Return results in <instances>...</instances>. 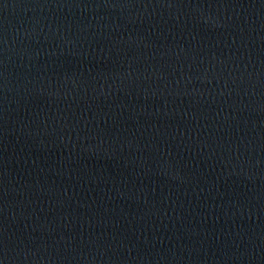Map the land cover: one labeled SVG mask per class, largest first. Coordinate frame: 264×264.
Returning <instances> with one entry per match:
<instances>
[{
	"label": "water",
	"instance_id": "water-1",
	"mask_svg": "<svg viewBox=\"0 0 264 264\" xmlns=\"http://www.w3.org/2000/svg\"><path fill=\"white\" fill-rule=\"evenodd\" d=\"M0 264H264V0H0Z\"/></svg>",
	"mask_w": 264,
	"mask_h": 264
}]
</instances>
